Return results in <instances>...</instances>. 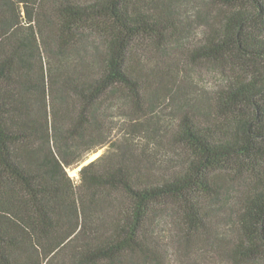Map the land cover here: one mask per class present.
Segmentation results:
<instances>
[{
  "label": "trees",
  "instance_id": "trees-1",
  "mask_svg": "<svg viewBox=\"0 0 264 264\" xmlns=\"http://www.w3.org/2000/svg\"><path fill=\"white\" fill-rule=\"evenodd\" d=\"M178 1L0 0V264H133L153 253L163 212L177 204L186 235H205L210 201L230 188L245 196L239 253L264 256V73L226 75L212 121L175 122L181 167L103 152L69 173L109 144L106 113L122 99L133 118L153 109L135 52L182 40ZM211 1L234 6L224 23L183 0L206 18L195 58L264 61V0H251L255 14Z\"/></svg>",
  "mask_w": 264,
  "mask_h": 264
},
{
  "label": "rangeland",
  "instance_id": "rangeland-1",
  "mask_svg": "<svg viewBox=\"0 0 264 264\" xmlns=\"http://www.w3.org/2000/svg\"><path fill=\"white\" fill-rule=\"evenodd\" d=\"M201 1L204 11L208 6L210 10L216 9L218 23H224L234 8L217 9L211 0ZM242 2L255 14L251 0ZM193 7L183 0L177 3V11L183 15L177 18L183 31L181 41L136 49L135 56L146 65L148 84L155 86L151 97L153 109L147 116L133 118L134 110L122 99L121 104L117 103L106 113L111 131L109 144L88 158L103 152L114 155L126 151L130 158L140 159L156 170L165 164L170 169L181 167L187 150L174 141L175 122L184 114L194 115L202 122L212 121L221 106L219 92L224 88L226 75L236 79L251 72L264 73L262 59L234 53L223 63L196 59L206 18L201 20ZM68 170L72 176L79 177V166ZM241 193L239 188H234V192L226 189L221 197L210 201L211 229L205 235L191 238L186 235L185 217L177 204L173 211L163 212L157 219L151 242L153 253L147 258L136 257L133 264H264V256L252 258L239 253L238 219L245 206V196Z\"/></svg>",
  "mask_w": 264,
  "mask_h": 264
},
{
  "label": "water",
  "instance_id": "water-1",
  "mask_svg": "<svg viewBox=\"0 0 264 264\" xmlns=\"http://www.w3.org/2000/svg\"><path fill=\"white\" fill-rule=\"evenodd\" d=\"M96 158H97V157H95V158H92V157H91V158H88L87 160H85V162H83V163L79 166L78 173H79V171L82 169L83 166H85V165L89 164L90 162L94 161Z\"/></svg>",
  "mask_w": 264,
  "mask_h": 264
},
{
  "label": "bare ground",
  "instance_id": "bare-ground-1",
  "mask_svg": "<svg viewBox=\"0 0 264 264\" xmlns=\"http://www.w3.org/2000/svg\"><path fill=\"white\" fill-rule=\"evenodd\" d=\"M76 170L73 171V173H75Z\"/></svg>",
  "mask_w": 264,
  "mask_h": 264
}]
</instances>
